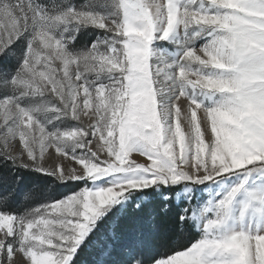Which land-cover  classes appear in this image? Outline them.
Masks as SVG:
<instances>
[{
  "label": "snow or ice",
  "instance_id": "6c2138e0",
  "mask_svg": "<svg viewBox=\"0 0 264 264\" xmlns=\"http://www.w3.org/2000/svg\"><path fill=\"white\" fill-rule=\"evenodd\" d=\"M101 7L0 0V163L85 182L22 213L10 207L15 188L0 187V264H74L82 246L94 264H264V223L246 226L250 211L264 217V0ZM83 28L104 36L69 47ZM175 33L185 42L169 60L155 45ZM233 177L203 209L198 239L171 254L149 255L143 233L118 246L110 216L127 213L129 197ZM148 205L173 215L167 196ZM176 216L183 230L193 213Z\"/></svg>",
  "mask_w": 264,
  "mask_h": 264
},
{
  "label": "trees",
  "instance_id": "16d2710c",
  "mask_svg": "<svg viewBox=\"0 0 264 264\" xmlns=\"http://www.w3.org/2000/svg\"><path fill=\"white\" fill-rule=\"evenodd\" d=\"M83 35L79 34L75 43L81 42ZM91 38L86 39L89 43ZM80 182L59 183L55 178L41 176L27 169L13 168L8 162L0 163V187H14L15 196L11 201L13 206H22L24 203L32 200L35 196H52L61 193H71L82 187ZM182 185L170 186L169 188H161L159 192L155 189L144 190V200L141 201L134 194L129 197L128 203L130 210L120 216L115 213L110 216V221L114 223L121 240L118 243H126L133 237H138L143 233L144 243L146 245L145 251L150 255L155 253L171 254L173 249H181L194 239H198V233L193 228L192 224L187 222V225L181 229L180 222L176 213H179L185 206L184 203L176 204L174 196L182 189ZM201 187V186H200ZM31 192V198L25 199V193ZM169 197V207L173 209V215L164 217L158 214L155 205H148L150 201H162L163 197ZM136 203H141L145 207L143 212H133L131 208L135 207ZM147 217V219H145ZM108 225L104 226L107 229ZM85 249L82 248L76 257L74 264H80L90 257L83 256ZM87 255V253H86ZM81 261V262H80Z\"/></svg>",
  "mask_w": 264,
  "mask_h": 264
},
{
  "label": "rangeland",
  "instance_id": "374dc122",
  "mask_svg": "<svg viewBox=\"0 0 264 264\" xmlns=\"http://www.w3.org/2000/svg\"><path fill=\"white\" fill-rule=\"evenodd\" d=\"M41 2L46 3V4H53V3L54 4H61L63 2V0H41ZM71 2L73 4L79 6V5L84 4L86 2V0H71ZM104 2H105V0H93V3L97 6L98 10H103V8L101 6L104 4ZM0 23H3V22L0 21ZM79 34L83 35V39L81 42L76 44L75 39ZM65 35H71V32L66 33ZM103 36H104V33L97 30V29L83 28L75 36V39L72 40L69 47H72L75 49H85L88 46H90L92 44V42L94 40H96L98 37H103ZM89 38H91V41L89 43H86V39H89ZM184 42H185V36L181 35L180 33H175V34H173L172 37H170L169 41H158V42H156L155 47L157 49L161 50L163 52V54L169 60H174L178 56L180 49L183 46ZM203 43H204L203 39H197L195 41V47L198 48ZM74 124H75L74 121H66V122L57 121L56 122V125L59 127H62V128H71L74 126ZM49 151L51 152V155L46 154V166L54 167L56 165V163H58L59 161L57 160L56 153L53 150H49ZM133 155H134V158L137 160V162H147L146 157H141L138 154H133ZM63 163L66 167L73 166V162L71 160H64ZM34 173H36V172H34ZM37 174H39V173H37ZM46 177L54 178L51 176H46ZM234 180H235V178L233 177L230 180L218 182L215 184H212V183H205V184H200V185L177 184V185H182L183 187L174 196L175 203L176 204L184 203L185 206H183L181 208L184 209L185 207H188L189 211L191 213H193V216L191 219H189V222L192 224L193 228L198 233V238L200 235V233L198 231V225L200 222H202L204 215H205L203 213V209L205 207H207L210 202H213L216 199H218L219 197H218L217 193L222 194L223 191L228 187V185L231 182H234ZM77 182L82 183L83 184L82 187H84V184H85L84 181H77ZM97 183L99 184L102 182L98 181ZM177 185H174V186H177ZM161 188H163V187H161ZM78 190H76V191H78ZM145 190H147V189H145ZM155 191L159 192L156 189H155ZM69 193H61V194H58V196H56V195L45 196V197L35 196L34 198H32V200L28 201V203H24L22 206H18V205L13 206L10 204V207L12 209H15L18 212L22 213L25 210V207L33 206L36 203L41 202L46 198L60 199L61 197L66 196ZM258 223H264V217H260L257 214L250 211L249 215L247 217V225L246 226L255 227ZM240 226L241 225H240L238 220H234L232 222V224L230 225V227H232V228H239ZM105 230H107V229H105ZM121 244H123V242L118 243V246ZM82 248H83V246L81 247V249ZM86 253H87V255H86ZM88 255H90L88 260L81 259L84 262L80 263V264H94V262L96 260V256H97L96 250L95 249H85V252H83V256H85L84 258H86ZM76 257L74 258V261H75ZM114 259L118 260L119 257H114Z\"/></svg>",
  "mask_w": 264,
  "mask_h": 264
}]
</instances>
